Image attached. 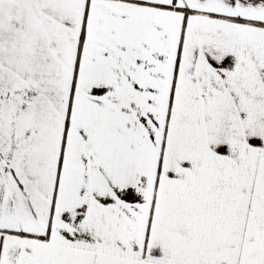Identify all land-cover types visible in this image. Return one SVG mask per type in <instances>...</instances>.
<instances>
[{
	"label": "snow or ice",
	"instance_id": "obj_1",
	"mask_svg": "<svg viewBox=\"0 0 264 264\" xmlns=\"http://www.w3.org/2000/svg\"><path fill=\"white\" fill-rule=\"evenodd\" d=\"M0 264H264V0H0Z\"/></svg>",
	"mask_w": 264,
	"mask_h": 264
}]
</instances>
